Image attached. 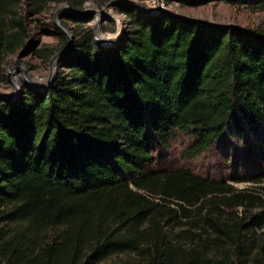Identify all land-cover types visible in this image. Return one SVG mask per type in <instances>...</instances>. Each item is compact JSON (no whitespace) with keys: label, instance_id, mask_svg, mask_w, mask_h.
Returning <instances> with one entry per match:
<instances>
[{"label":"trees","instance_id":"obj_1","mask_svg":"<svg viewBox=\"0 0 264 264\" xmlns=\"http://www.w3.org/2000/svg\"><path fill=\"white\" fill-rule=\"evenodd\" d=\"M64 1L0 0V71L30 49L20 6ZM83 1L62 16L77 27L71 44L57 30L58 48L33 51L57 57L49 85L0 96V264H264V177L237 189L160 168L153 151L173 133L193 139L188 159L227 135L264 143V30L117 0L121 37L99 45ZM170 2L264 11V0Z\"/></svg>","mask_w":264,"mask_h":264},{"label":"rangeland","instance_id":"obj_2","mask_svg":"<svg viewBox=\"0 0 264 264\" xmlns=\"http://www.w3.org/2000/svg\"><path fill=\"white\" fill-rule=\"evenodd\" d=\"M69 1L49 3L40 14H32L33 10L26 3L20 6L19 11L27 17L29 38L26 40V44L30 45V49H20L4 58L0 77H4L5 83H0V94L14 95L16 93L15 87L20 92L24 84H32L42 88L54 77L56 73V55L47 59V61H42L34 55L33 51L44 47L53 50L58 48L59 36L57 30L61 31L59 26L63 27L67 34L72 36L73 40V30L77 29L76 25L68 23L65 28L62 19V16L72 9ZM116 1L87 0L83 1L78 7L84 17H90V21L84 25V28L90 27L93 30L95 41L99 45L115 43L117 37L122 34L125 18L114 11ZM121 1L147 9L152 13L166 11L177 16L197 19L213 25L264 30V11L256 10L246 3L240 6H231L218 2L189 8L181 7L174 2L167 4L165 0ZM158 2L161 3L160 8ZM67 41L69 42L68 39ZM192 142L193 139L183 133H173L168 141V148L163 147L156 141L153 146L156 166L172 169L189 168L194 174L202 177L243 181L232 183L237 189L254 186L248 182L251 181L254 175L260 176L261 174L264 177V143L261 140L255 141L246 138L244 142H241L227 135L224 141L214 144L200 156L188 159L184 157V152ZM126 259H128L127 256L121 255L99 264H123Z\"/></svg>","mask_w":264,"mask_h":264},{"label":"water","instance_id":"obj_3","mask_svg":"<svg viewBox=\"0 0 264 264\" xmlns=\"http://www.w3.org/2000/svg\"><path fill=\"white\" fill-rule=\"evenodd\" d=\"M59 29H60V30L62 31V33L66 36V38L69 40V43L71 44V42H72V41H71V40H72V36H69L63 27L59 26ZM120 37H121V35H119V36L117 37L116 42L120 39ZM112 44H113V43H112ZM108 45H111V43L108 44ZM67 50H68V49L63 50V51L61 52V54L65 53ZM8 81L10 82L9 78H8ZM49 83H50V81L47 83L46 86H44V87H42V88L47 87V86L49 85ZM30 86L35 87V88H39L38 86H33L32 84H30ZM15 89H16V93H15L14 95L0 94V96H2V97H9V98L14 97V96H16V95L19 93V89L16 88V87H15Z\"/></svg>","mask_w":264,"mask_h":264},{"label":"built area","instance_id":"obj_4","mask_svg":"<svg viewBox=\"0 0 264 264\" xmlns=\"http://www.w3.org/2000/svg\"><path fill=\"white\" fill-rule=\"evenodd\" d=\"M160 6H161V3L158 2V7L160 8Z\"/></svg>","mask_w":264,"mask_h":264}]
</instances>
